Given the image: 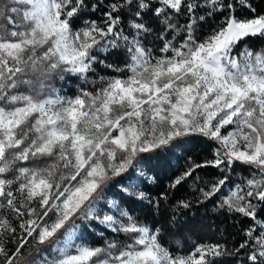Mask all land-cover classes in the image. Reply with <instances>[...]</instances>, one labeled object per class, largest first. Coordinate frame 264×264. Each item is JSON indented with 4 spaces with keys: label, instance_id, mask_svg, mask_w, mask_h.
Here are the masks:
<instances>
[{
    "label": "snow or ice",
    "instance_id": "snow-or-ice-1",
    "mask_svg": "<svg viewBox=\"0 0 264 264\" xmlns=\"http://www.w3.org/2000/svg\"><path fill=\"white\" fill-rule=\"evenodd\" d=\"M102 3L0 0L7 22L0 23V264H219L224 256L264 264V49L245 45L236 53L246 39L264 37V11L248 0H111L102 19H84ZM237 3L249 14L238 15ZM124 12L132 17L129 33L121 27ZM148 13L158 31L144 20ZM217 15L198 37L201 23ZM150 35L162 43L159 55L145 44ZM119 47L123 67L98 59V51ZM96 63L118 75L89 81ZM65 74L99 87L61 96L51 80ZM194 134L215 142L213 158L192 162L169 187L199 168L219 169L221 178L200 189L206 200L237 163L251 172L219 203L251 220L232 251L201 243L173 254L161 228L116 199L106 200L108 211L99 207L117 177L127 184L121 193L148 199L138 190L142 155ZM78 221L124 238L94 246Z\"/></svg>",
    "mask_w": 264,
    "mask_h": 264
},
{
    "label": "trees",
    "instance_id": "trees-1",
    "mask_svg": "<svg viewBox=\"0 0 264 264\" xmlns=\"http://www.w3.org/2000/svg\"><path fill=\"white\" fill-rule=\"evenodd\" d=\"M92 2L96 3L97 0H92ZM110 2L111 0H103L100 5L101 11L92 12L89 9L88 15L84 19H102L101 12ZM248 2L258 12L264 11V0H248ZM237 9L238 15L249 14L248 10L238 3ZM131 18L129 13H122L121 27L125 29L126 33L132 31L129 27ZM219 19L220 17L217 15L202 22L197 36L203 37L207 34L210 28L219 22ZM144 20L148 22L150 27L159 30L160 26L151 13L146 14ZM0 23L7 24L6 21H0ZM81 25L82 21H79L76 26ZM180 39L181 37H178L176 42L179 43ZM145 44L153 48L154 54H160L158 50L162 47V43L155 40L154 35L148 36L145 39ZM245 45L257 51L264 49V37L246 39L237 47L236 53H239ZM96 54L99 60L119 67H123L127 59L123 47L100 50ZM93 67L95 71L88 74L89 81H98L100 76L118 75L112 69L99 63L94 64ZM51 84L61 96L67 97H74L81 88L95 91V88L99 87V84H85L79 77L71 74H65V78L62 80L58 76H53ZM216 146L214 141L194 134L175 141L162 151L143 154L140 167L145 175L140 176L138 190L146 193L148 199L137 200L121 193V186H127V184L123 177H117L105 189V200L101 201L99 207L108 211L106 200L116 199L122 207L127 208L142 223L153 229L161 228V243L168 247L173 254L187 255L194 249L195 245L201 243H220L232 251L245 239L243 229L251 223V220L230 213L226 208H220L219 203L223 197L229 194L230 189L250 178V169L237 163L232 170L225 173L229 179L221 191L206 200L202 197L200 189L207 190L212 183L221 178L222 173L219 169L213 167L199 168L175 188L169 187L176 177L191 166L192 162L199 164L206 159H212L213 149ZM149 177L153 179L150 180ZM162 193H166V199L161 196ZM156 201H159L158 205ZM179 201L189 202L190 207H179ZM78 223H81V231L85 237L84 242L94 246H104L108 240L124 238L123 234L117 236L96 222H88L90 227L85 222L78 221ZM242 255L243 253H241ZM239 259L240 257L237 256L217 258L219 264H237Z\"/></svg>",
    "mask_w": 264,
    "mask_h": 264
},
{
    "label": "rangeland",
    "instance_id": "rangeland-1",
    "mask_svg": "<svg viewBox=\"0 0 264 264\" xmlns=\"http://www.w3.org/2000/svg\"><path fill=\"white\" fill-rule=\"evenodd\" d=\"M228 130H231L230 128L229 129H225V130H222V131H228ZM11 218V217H10ZM13 223H16L15 221H13ZM9 247H11V245H9Z\"/></svg>",
    "mask_w": 264,
    "mask_h": 264
}]
</instances>
